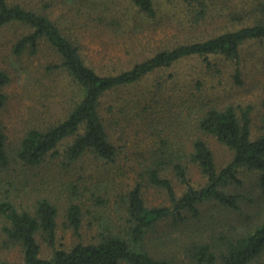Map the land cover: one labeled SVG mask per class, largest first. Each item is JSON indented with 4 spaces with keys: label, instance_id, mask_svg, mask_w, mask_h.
Segmentation results:
<instances>
[{
    "label": "trees",
    "instance_id": "trees-1",
    "mask_svg": "<svg viewBox=\"0 0 264 264\" xmlns=\"http://www.w3.org/2000/svg\"><path fill=\"white\" fill-rule=\"evenodd\" d=\"M237 1L0 0V29L11 26L22 30L12 54L18 59L25 54L34 56L47 45L55 59L45 70L57 73L63 81L67 103L64 114L36 115L37 122L23 133L13 152L0 120V234L6 248L17 246L21 253L19 262L0 258V264H264V202L258 204V214L247 228L219 236L212 243L191 242V246L185 245L181 250L183 259L175 252L165 254L157 248L151 251L147 244L159 222L172 217L177 225L188 218L187 214L197 218L199 206L206 200L214 199L237 209L241 197L231 187L241 185V170L258 173L259 188L264 191V112L261 132L257 134L252 119L254 106L226 103L216 96V88L208 85L212 82L206 72L222 75L228 66L222 69V65L231 63L233 83L244 84L242 50L264 42V0H253L243 10L223 16L224 27L206 37L169 44L142 59L141 54L133 57L128 52L133 60L120 69L112 64L95 66L87 58L83 40L90 30L122 35L145 20L158 21L173 13L179 22L180 15H184L189 24L206 25L217 19L212 9L218 3ZM176 2L183 3L186 10L180 11ZM187 59L200 60L207 69L198 80L199 93L192 96L189 104L173 100L185 89L176 86L174 96L167 99L155 90L150 99L109 101L122 89L134 87L146 77ZM24 73L23 80L29 81L30 73ZM171 76L175 77V84L182 81L178 74ZM11 81L10 73L0 69V115L9 98L2 89ZM209 93L216 99L198 106ZM193 109V132L185 134V130L175 128V116L180 118ZM137 120L148 122V127L152 124V137L156 138L149 156H145V151L137 154L140 171L130 165V169L120 166L122 183L111 177L94 184L93 189L77 185L83 177L76 175L71 165L82 163L87 157L104 166L116 165L122 151L118 142L126 126L135 125ZM206 135L233 153L230 163L221 170L203 138ZM127 160L133 161L131 157ZM13 163L37 170L50 165L54 196L26 201L21 187L30 180L26 176H9ZM190 165L200 168L207 179L204 186H192ZM131 171L136 179L133 184H125L124 178ZM171 177L184 186L183 191L177 190ZM121 184L124 189L118 193ZM149 188L164 190L169 205L146 204L145 191ZM88 216L92 237L84 234ZM62 231L72 234V243L60 241Z\"/></svg>",
    "mask_w": 264,
    "mask_h": 264
},
{
    "label": "rangeland",
    "instance_id": "rangeland-1",
    "mask_svg": "<svg viewBox=\"0 0 264 264\" xmlns=\"http://www.w3.org/2000/svg\"><path fill=\"white\" fill-rule=\"evenodd\" d=\"M252 2L253 0H238L234 4L218 3L212 9L215 16L217 15V19L211 20L208 24L202 26L189 24V19L180 14L182 21L179 22L173 13L162 20H145L144 23H139L132 32L125 31L126 33L123 32L122 35L109 31L102 33L97 30H90L83 38L87 47L88 56H86L95 66L103 67L112 64L117 69L124 68L130 65L129 63L133 60L135 54H141L139 59H142L144 56L153 55L156 50L165 48L169 44L185 43V41L197 36L206 37L213 32L216 33L225 25L223 16L229 15L233 11H241L244 6L248 7ZM178 4H180L178 7L180 11L186 10L183 3L176 2V5ZM166 11L168 12V10ZM21 32V29L11 26L0 29V69L8 71L12 76L11 83L2 89L9 98L6 107L0 115V120L3 122L8 135L11 152H13L12 148L20 141L23 133L37 122L35 120L36 115L43 116L44 114L42 113L46 112L48 113L44 117L56 116L59 113L64 114L67 107L65 102L66 89L63 81H61L57 73H47L45 70L52 60L55 59L52 50L47 45H43L40 52L34 56L25 54L18 59L12 54L13 45ZM252 45L250 47L245 46L242 50V70L243 72L246 70V75L244 73V84L241 86L235 85L231 79V71L234 70L233 64L222 65V69L228 66L226 70L224 69L222 75H218L214 71H206L205 64L201 66L200 60L187 59L171 68L146 77L134 87L122 89L113 98L110 97L109 101L113 99L128 101L131 98L136 101L139 98L142 100L150 99L153 96L151 91L155 90H157L158 95L162 94L161 98L167 99L168 96L174 94L173 88L176 86L177 89H185L179 97L176 96L173 100H182L189 104L192 96L199 93L197 91V83L200 80L201 73L203 74L206 71L209 81L212 82L208 85L216 88V96H221L226 103L232 102L236 105L254 106L255 110L252 119L254 129L258 134L261 132L262 112H264L262 108L264 99V57H262L264 56V42H257L254 46ZM128 52L133 54L132 58H130ZM25 70L30 73L31 82L30 80H23ZM173 73L181 76L182 81L180 83L175 84V77L171 76ZM160 83L164 86L162 87ZM161 89L162 91H160ZM218 89H220L219 92ZM216 96L209 93V96L203 98L198 106L202 105L203 102L210 103L214 101ZM191 105L193 106L194 103L192 104L191 102ZM176 110L179 111V109L175 108ZM191 111L192 113H190ZM191 111L184 113L182 111L183 115L180 118L175 116V128L185 130V134L193 132L195 109ZM145 123L148 122L137 120L135 125L126 126L124 135L121 141L118 142L120 147H122V151L116 165L104 166V163L100 164L92 157H87L82 163L71 165L72 171L76 175L83 177L78 180L77 185L80 184L87 189H93L94 184L109 181L111 177L122 183L123 175L120 173V166L122 168L124 166L128 167V169L131 166L134 170H139V162L136 160L138 152L145 151L147 154H143L149 156L148 152L151 149V144L156 139L152 137L155 134L150 128L152 124H149L150 127H148ZM203 138L214 154L217 168L219 170L223 169L232 160V151L213 136L206 135ZM130 157L133 159L132 163L127 160ZM13 170H16V173H13ZM52 172L53 169L50 168V165L37 170L34 168H23L22 165L13 163L8 175L14 178L16 175L26 176L30 180L25 187H21V190H23V197L27 199L26 201L32 203L40 197L54 196L51 194V190L55 187V181L51 179ZM5 173L7 172L5 171ZM188 174L190 182L195 188H200L207 183V179L197 166L190 165ZM258 177V173L247 169L239 172L241 185H232L231 187L233 192L241 197L237 209L226 206L214 199L206 200L199 206V216L197 218L187 214L188 218L184 222H178L177 225H174L172 217L159 222L155 230L147 238L148 247L151 251L157 248L159 252L165 254L175 252L183 259L185 254L181 250L183 246H188L191 242L207 241L212 243L219 236L235 234L244 230L254 220V216L258 214V204L260 205L264 202V191L259 188ZM134 178L136 179L134 171L127 173L124 178L125 184H133ZM171 180L179 192L183 191L184 186L175 177H171ZM122 189H124V184L118 187L117 192L120 193ZM145 200L146 204L150 206L169 205L166 192L156 188H149L145 191ZM89 222L90 217L88 216L86 223H84V234L87 237H92L93 232L92 227L88 224ZM73 240L74 238L70 232H61L60 241L62 243H72ZM0 258L15 262L21 260L20 249L17 246H8L6 248L1 234ZM261 261L264 262V256Z\"/></svg>",
    "mask_w": 264,
    "mask_h": 264
}]
</instances>
